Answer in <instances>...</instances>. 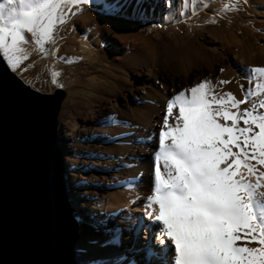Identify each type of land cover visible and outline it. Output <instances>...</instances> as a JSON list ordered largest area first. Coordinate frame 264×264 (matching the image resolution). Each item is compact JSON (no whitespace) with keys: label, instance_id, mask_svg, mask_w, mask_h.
I'll return each instance as SVG.
<instances>
[{"label":"snow or ice","instance_id":"1","mask_svg":"<svg viewBox=\"0 0 264 264\" xmlns=\"http://www.w3.org/2000/svg\"><path fill=\"white\" fill-rule=\"evenodd\" d=\"M88 3L0 0V58L13 72L19 71L28 59L26 34L37 51L45 53V42L53 40L56 26L68 18L65 7L79 10ZM104 8L111 15L121 11L115 2ZM250 72L262 82L256 85L258 91L245 92L240 99L231 92L218 95L208 80L167 99L158 137L153 133L139 141L157 142L143 215L147 227L158 226V247L153 251L146 241L140 260L135 250L93 259L102 264H150L149 258L159 255V264H264V172L257 176L256 168L264 167V99L241 109L249 96H264V67ZM58 76L51 72V83L62 87ZM251 176L257 178L252 181ZM119 242L120 233L114 231L96 247L115 248Z\"/></svg>","mask_w":264,"mask_h":264},{"label":"bare ground","instance_id":"2","mask_svg":"<svg viewBox=\"0 0 264 264\" xmlns=\"http://www.w3.org/2000/svg\"><path fill=\"white\" fill-rule=\"evenodd\" d=\"M210 1L89 0L88 4L82 5L86 8L82 10L84 16L81 18L99 23L96 29L103 27L107 31L113 30L87 34L100 49L98 55H112L111 59L117 62L120 78L109 83L113 89L110 95L79 113V125L65 122L60 127L64 174L74 197L80 201L81 209L87 214L74 245L77 264H102V261L93 258L105 253H133L134 250L140 251L136 257L140 260L143 256L142 244L148 238V231L154 234L159 231L158 226L147 227L149 221L143 215L144 198L151 190L152 153L157 148V142L156 138L151 143L139 141L153 133L158 137L166 101L170 96L201 80L211 83L217 80L220 88L231 92L238 99L245 92L258 91L256 85L262 82L261 78L258 74L253 76L250 69L264 67L261 46L236 38L222 25L217 26V32H208L202 38L217 40L215 44L233 56L229 54L223 57L212 53L201 44L185 48L186 51L183 50V54L175 61L160 60L152 38L130 32L128 23L140 16L175 22L188 20L200 12L208 16L220 12H224L222 16L227 14L224 5L229 3L228 0H223L214 11L206 8ZM110 2L119 4V15L105 11L104 5ZM238 4V7L244 5L241 1ZM246 7L250 9L252 6L247 4ZM72 9L75 11L77 8L75 6ZM68 10L65 9L66 12ZM102 14L108 16L103 17ZM255 29L264 39V32H261L264 30V19L256 21ZM109 37H113V41ZM129 45L134 55H126ZM91 53L84 45L78 54L68 50L63 55L70 60L92 58ZM206 58L210 61L206 62ZM220 70L224 72L219 73ZM231 74L234 76L230 77ZM219 81L228 83L220 84ZM261 99L264 96H249L241 109L252 103L258 104ZM110 120L116 123H110ZM97 140L104 144L98 145ZM89 163L96 165L95 171L89 169ZM84 179L88 184L84 185ZM133 184L135 187L131 186ZM143 227L148 231L143 232L141 237L144 241L140 243L138 235ZM114 231L120 233L119 247H96L98 242ZM149 241L155 251L158 247L156 238L151 236ZM149 261L150 264H159L160 257H150Z\"/></svg>","mask_w":264,"mask_h":264},{"label":"water","instance_id":"3","mask_svg":"<svg viewBox=\"0 0 264 264\" xmlns=\"http://www.w3.org/2000/svg\"><path fill=\"white\" fill-rule=\"evenodd\" d=\"M65 96L32 88L0 58V264H77L82 222L58 141Z\"/></svg>","mask_w":264,"mask_h":264},{"label":"rangeland","instance_id":"4","mask_svg":"<svg viewBox=\"0 0 264 264\" xmlns=\"http://www.w3.org/2000/svg\"><path fill=\"white\" fill-rule=\"evenodd\" d=\"M222 1L223 0H212L208 3L206 8L208 11L217 10ZM228 1V7L224 9L227 14L223 16L222 14H224V12L209 16L200 12L188 20H177L175 22L140 16L135 19L134 22L128 23V25L130 26V32H138L140 37H150L153 39L157 46L156 49L160 60L175 61L186 51L185 48L201 44L212 53L221 54L223 57L229 54L233 56L231 52L229 53L215 44L217 40L202 38L203 34L217 32L216 29L221 25L224 26L228 32L235 34L234 36L236 38L261 46L264 52V39L261 34L256 33L259 31L255 29L256 21L264 19V9H261V7L264 6V0ZM240 1L244 5L238 7ZM247 4L252 7L248 9L246 7ZM73 7H75V5L65 7V9H69L67 11L68 18L63 24H58L56 26L53 40L45 42L44 47L46 54L38 52L36 45L32 42L31 35L26 34L29 43L23 45V47L26 49L28 59L22 61L20 70L15 72L25 83L44 93H51L57 88V86L51 83V72L56 71L59 73L57 82L62 85L61 88L66 91V96L62 101L58 115V141L62 152L64 179L72 195L71 187L64 174L60 127H62L65 122L71 125H74V123L76 126L79 125V120L77 122L79 113L87 110L90 106L96 105L103 97L106 98L110 95L113 89L110 87L109 83L114 79L120 78L118 77L119 69H117V62L111 59L112 55H98L100 49L93 43L87 34V32H113V30L107 31L103 27V29L101 27L96 29L99 23L88 21V18H81L84 16L82 15V10L85 9L86 6L81 5L79 10L76 9L75 11H73ZM102 15L103 17L108 16ZM261 32H264V30ZM109 38L113 41V37ZM84 45L92 52V58L81 57L70 60L64 58L63 53L66 51L73 50V52L78 54V52L82 51ZM125 52L128 56L135 54L134 50L131 49V45H129ZM205 61L207 62L210 60L206 58ZM222 72H224V70ZM222 72L221 70L219 71V73ZM233 76L234 74L230 75V77ZM211 84L214 87L213 90L218 95L225 92V89L217 85V80ZM96 143L98 145L104 144L99 140H97ZM83 158L88 159L85 156ZM252 163L255 164L254 161ZM88 167L91 171L96 170V165L94 163H89ZM256 168L257 176L259 172H264V167L256 164ZM256 178V176L248 177V179L252 181ZM85 181L86 179H84V185L88 184ZM74 199L78 205V216L83 224L86 217L85 215L87 214L81 209L80 201L75 197ZM142 234L143 233L140 231L138 235L140 242L143 239L141 237ZM123 237L125 240V235H123Z\"/></svg>","mask_w":264,"mask_h":264}]
</instances>
